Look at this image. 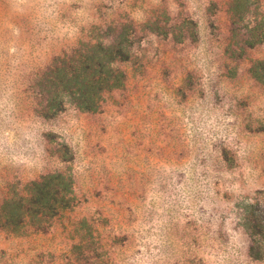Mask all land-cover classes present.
<instances>
[{"label": "rangeland", "instance_id": "rangeland-1", "mask_svg": "<svg viewBox=\"0 0 264 264\" xmlns=\"http://www.w3.org/2000/svg\"><path fill=\"white\" fill-rule=\"evenodd\" d=\"M115 43L124 86L79 110L57 68ZM54 173L75 206L0 230V264H264L247 225L264 210V0H0V206Z\"/></svg>", "mask_w": 264, "mask_h": 264}, {"label": "trees", "instance_id": "trees-1", "mask_svg": "<svg viewBox=\"0 0 264 264\" xmlns=\"http://www.w3.org/2000/svg\"><path fill=\"white\" fill-rule=\"evenodd\" d=\"M129 54L121 43L98 45L95 53L82 55L79 66L57 68L56 83L74 97L84 112L99 110L105 96L124 86L126 73L114 64L127 61ZM57 112L64 110L57 91ZM74 183L63 173H54L32 183L27 195L7 198L0 206V230L21 236L27 229L47 231L50 221L75 206ZM247 217L251 236L250 255L264 259V210L254 209Z\"/></svg>", "mask_w": 264, "mask_h": 264}]
</instances>
